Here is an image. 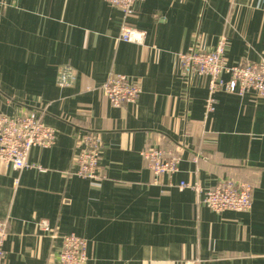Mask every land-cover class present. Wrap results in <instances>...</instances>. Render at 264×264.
Returning a JSON list of instances; mask_svg holds the SVG:
<instances>
[{
  "label": "crops",
  "instance_id": "0c3cea01",
  "mask_svg": "<svg viewBox=\"0 0 264 264\" xmlns=\"http://www.w3.org/2000/svg\"><path fill=\"white\" fill-rule=\"evenodd\" d=\"M123 24L144 43L118 41ZM222 36L229 65L264 59V0H142L127 20L103 0H0V114L35 113L56 133L29 168L0 164V264H58L61 238L39 232L43 219L86 241L85 264H264V96L218 92L204 115L207 79L178 60ZM66 65L77 80L61 88ZM111 74L139 84L135 103H109ZM86 133L102 143L98 186L73 175ZM149 147L179 160L156 184ZM224 179L251 185L248 213H214L179 188Z\"/></svg>",
  "mask_w": 264,
  "mask_h": 264
},
{
  "label": "built area",
  "instance_id": "2783aa9c",
  "mask_svg": "<svg viewBox=\"0 0 264 264\" xmlns=\"http://www.w3.org/2000/svg\"><path fill=\"white\" fill-rule=\"evenodd\" d=\"M109 6L119 10L125 20L135 14V4L142 0H103ZM146 32L123 24L118 41L142 45ZM226 37L219 38L212 51H204L194 46L189 52L179 54L181 70L186 75L196 74L207 79V96L204 115H209L215 108V95L218 92L243 96L253 92L258 97L264 96V59L256 63L229 65L225 58ZM77 80L74 70L63 66L57 76V85L61 88L72 87ZM100 89L113 107L135 103L141 93L138 83L131 82L124 75H109ZM56 140L55 130L45 125L35 113L9 117L0 114V164L15 171L29 168L27 157L32 148H51ZM82 149L75 155L73 175L98 186L101 176L98 164L102 143L98 135L86 133L82 139ZM148 170L154 177V184L163 175H171L178 170V158L169 155L160 147H149L141 152ZM180 189L189 188L196 196L197 206H204L214 213L235 211L248 213L252 208L251 185L224 179L210 189L203 190L198 185L180 183ZM8 221L0 220V260L3 245L7 237ZM37 229L51 239L61 238L58 264H85L87 261L84 239L70 234L59 237L47 220H39Z\"/></svg>",
  "mask_w": 264,
  "mask_h": 264
}]
</instances>
